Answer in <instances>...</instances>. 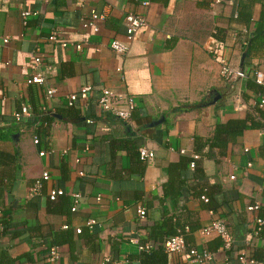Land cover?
<instances>
[{
	"label": "crops",
	"instance_id": "1",
	"mask_svg": "<svg viewBox=\"0 0 264 264\" xmlns=\"http://www.w3.org/2000/svg\"><path fill=\"white\" fill-rule=\"evenodd\" d=\"M141 1L0 0V151L12 155L16 179L9 183L5 206L14 207L13 224L29 229L21 238L3 235L0 205V251L7 249L13 264H200L186 254L155 251L150 258L139 249L151 244L152 225H163L164 213L172 211L162 204L163 185L171 163L185 155L200 156V171L188 167L191 195L182 199L173 221L193 229L186 239L192 247L213 254L201 264H239L237 250L264 264V225L255 234L258 220L264 222V107H259L264 85L252 72L264 73V47L247 55L243 45L262 18L264 0H222L217 6L216 0H152L148 8ZM23 11L35 14L27 25ZM93 11L106 16L98 32L85 26ZM128 13L141 14L148 26L121 56L110 43L126 40ZM53 34L57 41L49 40ZM36 53L52 67L42 86L28 83ZM224 56L250 72L249 78L224 81L219 64ZM86 86H93L88 99L68 107L69 96ZM49 88L56 91L51 99ZM105 88L135 99L132 122L101 112ZM23 105L31 117L16 121ZM253 120L259 126L252 127ZM231 121L248 128L224 136L225 148L211 147L216 125ZM144 144L154 150V161L140 160ZM44 172L51 180L31 198ZM203 185L211 202L198 195ZM52 189L67 195L53 202ZM77 193L83 201L72 212L71 195ZM138 204L147 208L144 219ZM254 205L259 209L249 211ZM215 219L228 224L234 249L201 234ZM90 220L96 221L92 228ZM66 232L71 238L62 236ZM52 247L60 253L56 261L49 258Z\"/></svg>",
	"mask_w": 264,
	"mask_h": 264
},
{
	"label": "built area",
	"instance_id": "2",
	"mask_svg": "<svg viewBox=\"0 0 264 264\" xmlns=\"http://www.w3.org/2000/svg\"><path fill=\"white\" fill-rule=\"evenodd\" d=\"M91 2H97L98 0H90ZM222 0H216L214 2V6H217L221 4ZM152 4V0H142L141 5L145 8L150 7ZM217 14V12H215ZM32 12L29 11H23L22 12V18L24 21V24L27 25V21L31 16H34ZM106 19V16L103 14H99L96 11L92 12V16L90 20L86 23V27H91L95 30V32L99 31V23L103 22ZM125 25H126V40H112L110 43V48L118 55L124 56L130 51V43L134 40V37L137 33H139L142 29L146 28L148 26L147 19L142 16L141 14L136 13H128L125 16ZM56 34H53L49 40L51 41H57ZM5 42H8V39L5 40ZM65 47L68 45L67 43L63 44ZM243 45L247 46L248 42L244 40ZM77 49H81V45H77ZM220 64V73L221 77L224 81H226L229 84H233L239 80L248 79L250 76V72L245 71L241 67L235 66L232 64L231 60L224 56L221 59H219ZM34 65L36 72L34 75H32L28 79V83L30 85H38L42 86L47 81V74L52 70V67L48 64H45L43 62L42 56L38 53L34 56ZM120 71V70H119ZM253 72V78L255 82L258 85H264V73L259 70L258 68H252ZM93 91V86H86L81 89L79 93L71 94L69 96L68 100V107H73L75 105V102L79 99H88L89 94ZM56 91L52 88H49L46 91L47 99H51L54 97ZM99 108L101 109L102 113L110 114L124 122L130 123L133 121V114L137 108L135 99L127 94L122 92H115L110 89H102L101 96L98 101ZM259 107H264V96H262L259 100ZM16 121H21L24 117H31V112L28 108V106L23 105L21 110L14 115ZM89 123H94L93 120H89ZM35 144H39V139L35 137L34 139ZM139 157L142 162H152L155 159V152L152 148L148 146V144H144L139 147L138 149ZM181 153H185L183 150ZM45 153H41L42 156H44ZM200 156L195 155L193 162L190 163L189 168L190 170H195L196 160H199ZM80 175H84L83 173H80ZM233 178V177H232ZM51 180V175L48 172H44L41 178L37 179L35 184L33 185L31 189L30 196L37 197L41 195L45 183ZM67 195V193L62 189H52L49 193V199L53 202L57 201L60 197H63ZM73 206H72V212H76L82 201L83 196L79 193L72 194L71 195ZM98 201L101 200L100 197L97 198ZM201 199L204 202H209L208 198L206 196H201ZM259 206L254 205L250 206L248 208L249 211H255L258 210ZM137 213L138 216L142 219H144L147 216V208H145L144 205L138 204L137 205ZM96 224V221L90 220L88 222L89 228H92ZM264 222L259 219L258 220V228L255 232L256 235H258L262 228H263ZM65 229H68V226L64 227ZM76 232L78 234L82 233V228L76 229ZM185 232L189 233L190 228L188 226L185 227L184 234L179 233L176 236H172L168 238L165 242L164 248L166 253L170 254H186L189 255L191 260L196 263H204L207 261L212 260L213 254L209 252L207 249L199 250L195 247H192L185 239ZM201 234L205 237H218L222 240L224 243V247L227 250L234 249V238L232 236V233L229 229V226L226 222H224L222 219H215L210 225L204 227L201 229ZM141 251H151L153 249V246L151 244L141 245L139 247ZM236 258L239 262V264H259V262L253 257L247 254L245 251L237 250ZM60 257V253L58 251L57 247H52L49 250V258L52 261L58 260Z\"/></svg>",
	"mask_w": 264,
	"mask_h": 264
},
{
	"label": "trees",
	"instance_id": "3",
	"mask_svg": "<svg viewBox=\"0 0 264 264\" xmlns=\"http://www.w3.org/2000/svg\"><path fill=\"white\" fill-rule=\"evenodd\" d=\"M264 47V11L262 18L260 22L258 23V26L254 33H252L251 38L248 40V46L246 48L247 55L251 54L252 52L258 50L259 48ZM185 110V109H184ZM179 111H181L179 109ZM263 115V114H262ZM253 126H259V124H254V120L252 123ZM248 128V124L245 122H236L231 121L228 124H220L218 123L215 127V132L211 140L209 141V144L211 147H218V148H225L226 147V141H222L224 139V136H228L230 134H241L244 130ZM197 142L199 145L198 151L201 152L200 148H203L204 145L201 146L200 139H197ZM5 158L4 165L2 164L0 160V167L4 166L2 170V176L0 177V205L4 208V216L1 220V223L3 225V235H9L13 239L15 238H21L25 235H28L29 229L23 225L22 228H19L20 226L18 224H13L12 217L14 214H12V211L14 210V207H11L9 209L5 206V196L7 194L11 193V183L12 185L16 182V179L13 178V169L12 165L10 166L9 160H12V155L7 152L0 151V157ZM195 161L194 157L192 156H181L176 162L171 163L169 166V175H168V181L163 185V198H162V204H168L172 207V211L167 210L164 213V224L163 225H152L151 233L149 234L151 244L153 246V252L152 250L149 252H146L147 255L150 258H153L156 254L155 251L158 252H166L164 245L166 240L169 237L176 236L180 232L184 234L185 227L181 226L178 222V220L174 223L173 219L177 216L178 211H182V208L180 209V203L183 198L188 197L191 195V192L188 191V185L186 181V172L188 170V167L191 162ZM196 171H200L199 167V161L196 160ZM4 182V183H3ZM15 185V184H14ZM200 192H198V195L201 196H208L207 195V185L200 186ZM200 196V197H201ZM208 198V197H207ZM209 202L212 201V197L208 198ZM193 229L190 228V232H192ZM189 232V233H190ZM185 232V239H187V235L189 234ZM72 233L66 232L65 234H62V236H65L66 238H71ZM69 241V239H67ZM222 242V240H221ZM223 243V242H222ZM2 250V249H1ZM7 253L8 250H2L0 251V264H13L12 261L7 260ZM170 254V253H167ZM258 261V259H256Z\"/></svg>",
	"mask_w": 264,
	"mask_h": 264
},
{
	"label": "water",
	"instance_id": "4",
	"mask_svg": "<svg viewBox=\"0 0 264 264\" xmlns=\"http://www.w3.org/2000/svg\"><path fill=\"white\" fill-rule=\"evenodd\" d=\"M244 58H245V56H243V61H244ZM216 100H217V98H216ZM159 124H161V122H156V125H159Z\"/></svg>",
	"mask_w": 264,
	"mask_h": 264
}]
</instances>
